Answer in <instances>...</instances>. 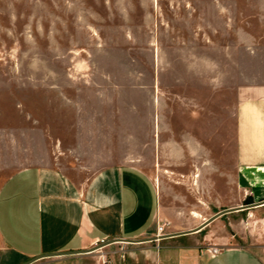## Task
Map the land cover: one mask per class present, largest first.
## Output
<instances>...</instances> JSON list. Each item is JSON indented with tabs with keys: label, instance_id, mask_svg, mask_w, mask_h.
Masks as SVG:
<instances>
[{
	"label": "crops",
	"instance_id": "0c3cea01",
	"mask_svg": "<svg viewBox=\"0 0 264 264\" xmlns=\"http://www.w3.org/2000/svg\"><path fill=\"white\" fill-rule=\"evenodd\" d=\"M248 1L60 0L61 18L185 21L65 78L60 118L52 78L44 116L32 96L34 112L0 100V264H88L158 222L149 264H264V46L246 48Z\"/></svg>",
	"mask_w": 264,
	"mask_h": 264
},
{
	"label": "rangeland",
	"instance_id": "374dc122",
	"mask_svg": "<svg viewBox=\"0 0 264 264\" xmlns=\"http://www.w3.org/2000/svg\"><path fill=\"white\" fill-rule=\"evenodd\" d=\"M59 7L60 0H0V100L6 102V107L11 110L9 113L12 112L13 106H18L16 99L19 97L24 101L25 109L34 112L32 103L27 102L32 96V102L38 101L35 112L44 116L49 105L44 104L46 89L39 80L52 78L53 88L50 93L53 98L52 112L60 118L62 106L60 85L62 81H66L65 78H94L95 70L91 60L98 61V54L102 52L109 54L113 50L117 55L121 52L127 55L140 52L141 47L145 48L147 30L152 31L153 28L156 32L159 25L161 32L165 27H178L185 21L61 18ZM51 10H54L52 17L46 12ZM262 14L264 15V0H250L245 3L246 48L252 46L254 42L264 46V17H260ZM224 21L212 20L214 27L218 29L225 26ZM196 23L194 25L198 28L201 21L196 20ZM202 24L204 25L203 20ZM124 61L128 65L131 63L127 57ZM252 67L246 56V72H252ZM34 78L37 79L36 87ZM71 80L74 79H70V82ZM74 82L84 87L83 80L79 83ZM81 95L86 98V92ZM74 104L69 103V106ZM160 228H163L161 233ZM167 232L166 223L158 222L155 236L152 238L131 244L124 240H117L116 243L107 246H103L108 244L104 243L94 248L87 263L147 264L154 250L151 248L152 245L158 244L153 239L162 238ZM168 242L161 243V246L170 245ZM143 251L144 258L139 254ZM160 253L164 257L168 253L175 255L176 251L162 249L159 250V255Z\"/></svg>",
	"mask_w": 264,
	"mask_h": 264
},
{
	"label": "built area",
	"instance_id": "2783aa9c",
	"mask_svg": "<svg viewBox=\"0 0 264 264\" xmlns=\"http://www.w3.org/2000/svg\"><path fill=\"white\" fill-rule=\"evenodd\" d=\"M163 231V228H160V233ZM209 251L211 252L212 255L216 256L220 253V249L215 248V247H211L209 249Z\"/></svg>",
	"mask_w": 264,
	"mask_h": 264
}]
</instances>
